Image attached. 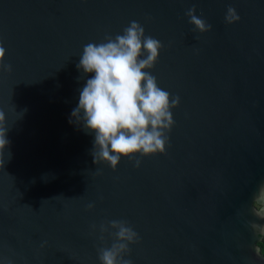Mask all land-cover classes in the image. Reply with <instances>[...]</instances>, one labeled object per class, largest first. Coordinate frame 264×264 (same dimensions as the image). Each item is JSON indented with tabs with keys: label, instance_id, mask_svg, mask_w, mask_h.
<instances>
[{
	"label": "water",
	"instance_id": "95a60500",
	"mask_svg": "<svg viewBox=\"0 0 264 264\" xmlns=\"http://www.w3.org/2000/svg\"><path fill=\"white\" fill-rule=\"evenodd\" d=\"M263 238L264 0H0V264H264Z\"/></svg>",
	"mask_w": 264,
	"mask_h": 264
},
{
	"label": "trees",
	"instance_id": "16d2710c",
	"mask_svg": "<svg viewBox=\"0 0 264 264\" xmlns=\"http://www.w3.org/2000/svg\"><path fill=\"white\" fill-rule=\"evenodd\" d=\"M257 206H259V205L257 204ZM258 246L260 247L261 252L264 254V238L261 242H258Z\"/></svg>",
	"mask_w": 264,
	"mask_h": 264
}]
</instances>
